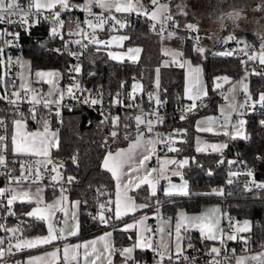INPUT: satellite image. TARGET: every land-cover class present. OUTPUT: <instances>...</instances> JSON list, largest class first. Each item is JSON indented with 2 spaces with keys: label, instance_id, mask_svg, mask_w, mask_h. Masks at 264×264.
<instances>
[{
  "label": "trees",
  "instance_id": "obj_1",
  "mask_svg": "<svg viewBox=\"0 0 264 264\" xmlns=\"http://www.w3.org/2000/svg\"><path fill=\"white\" fill-rule=\"evenodd\" d=\"M82 1L70 0V3L79 4ZM204 1L208 17L210 20L218 22L215 28L216 36L223 38L234 35L256 44L264 40V0ZM19 2L27 4L28 0H19ZM169 5L172 17L180 20L183 29L188 23L195 24V13L198 9L197 0H169ZM258 7L262 10L258 11ZM181 10L188 14L182 15ZM233 11L241 13L238 19L228 18L227 14ZM121 21H126L128 26L120 28L117 25L116 32L127 34L130 37L126 43L141 47L140 57L136 61L128 59L115 61L108 56L105 48L101 45H88L83 51H79L74 43L75 38L66 45L64 42L69 37L64 30L61 33L63 39L51 34L52 22L50 19L39 20V23L24 29L16 27L17 33H19L20 53L29 57L32 71L46 68L58 69L62 74L61 82L68 75V69L71 66L79 65L80 74L88 85L99 86L102 90L110 93L128 91L137 82L142 92L152 94L156 89L155 81L157 69H159L158 93L160 101L168 109L189 103L190 101L184 97V68L172 62L165 63L166 56L162 51V43L166 39H160L157 31H153V23L145 16L132 14H121ZM202 31L200 27L198 31L200 38ZM109 35L110 33L107 32L102 34L103 37ZM179 39L181 40L182 56L202 66L208 93L203 98L204 104L193 110L187 118L167 116L162 125V127L170 128L182 136V139L169 146L177 148L179 151L169 152L167 148L164 155L171 154L188 158L189 163L182 167V176L188 183L189 194L169 196L158 192L152 204L157 197L165 201L162 211L170 213L175 219L178 208L184 207L187 211H198L204 202L214 201L221 197V194L217 193L223 192L225 188L231 191L228 199L229 212L241 221H250V230L243 235L249 236L256 243L264 239V189L256 193L243 194L237 187V182L242 176L230 175L228 170L234 169L239 164L253 171L255 178L264 183V123H262L264 121V106L258 102L254 104V111L244 123L246 127L244 138L226 139L205 135L208 139H221L226 142L227 147L221 154L210 151L197 152L196 141L199 132L195 129V120L201 114L214 113L218 102L222 99L218 88L214 86L215 81L220 76L232 79L238 77L246 65L239 59L218 55L217 52L205 51L203 54H199L193 49L189 40ZM56 47L60 49L59 52L56 51ZM71 52H82L83 54L77 58L71 55ZM249 90L254 99L264 93V76L252 72ZM2 103L3 99H0V116L5 118L6 128H0V135L7 136L8 154L13 155L11 150L12 121L21 119L20 113L23 112L27 128L31 131L39 130L44 125L46 109L37 108L36 119L33 120L30 118L29 107L26 104L14 109L13 107L4 108ZM116 116L120 117V121L114 127L112 123L114 115L88 111L81 106L66 105L61 109L59 120L57 114L54 113L53 120L48 122L50 129L58 132V144L56 148L52 149L50 157L59 166L68 196L71 199H78L80 202V236L104 231V229L96 231V226L90 223L88 216V210L93 202V187L103 185L114 191L113 178L102 167L103 157L107 152L125 146L136 135L134 117L127 112L119 113ZM105 117L108 119L105 120ZM124 125H128V127L125 128ZM113 130L118 132L115 138L111 136ZM61 162L63 167H60ZM68 176L75 177V180L70 184L66 179ZM226 180H231V183L225 184ZM56 191V188L49 187L47 184L45 198L50 197ZM144 192L145 187L143 186L133 191V194L140 197ZM33 205L18 202L15 205V213L27 216L24 214ZM29 218L33 223L26 228V233L45 231L43 222ZM116 227L112 229H114V246L118 250L121 246L131 244L134 235L133 231L127 232L119 228L115 229ZM135 255L140 260H147L149 251L137 250ZM115 258H118L117 253Z\"/></svg>",
  "mask_w": 264,
  "mask_h": 264
},
{
  "label": "snow or ice",
  "instance_id": "obj_2",
  "mask_svg": "<svg viewBox=\"0 0 264 264\" xmlns=\"http://www.w3.org/2000/svg\"><path fill=\"white\" fill-rule=\"evenodd\" d=\"M151 4L155 6V9L152 11H148L142 4H137L136 7L133 6L132 0H86L84 4L81 5H74L70 3V0H28V3L26 5H22L19 0H0V24H20L21 26L31 27L32 24H30V18H33L34 23H39V17L40 14L47 10L51 12V22L53 24L51 28V32L53 36H60L61 39H63V35L61 32H58L57 26L60 29L64 28V20L61 19V12L62 11H70L73 9H80L81 11H85L88 13L89 17H92V19L86 18L83 21V25L86 26L87 29H91V31H86L85 27L81 25V22L75 21V31L72 29H69L68 34L69 35H76V36H83L85 38H88L90 40V43L95 45H110L113 40L122 42L125 40L130 39V37L123 35V36H114L112 37V40H100L97 38V30H104V26L106 24H109L111 21L112 23L109 25L113 29H115L116 25H119L120 28L127 27V22H122L121 20L117 19L115 15L112 14L113 10L116 13H131L136 12L137 15H145L150 16V18L153 21L161 20V33L164 32L163 23L167 21L172 22L173 28H179V23L174 20L172 15L169 14V6L167 4H160L159 0H150ZM57 6L61 9V11H52L53 9H56ZM93 8H99L101 12L99 14L93 12ZM257 10H262L261 8H257ZM105 13H108V15H105ZM182 15H187L188 13L181 10ZM241 13L239 11H233L227 14L228 18L230 19H238L240 17ZM45 20H49L48 16H44ZM185 27L193 32H198L199 28L196 24L188 23L185 25ZM153 31L156 29V25H152ZM3 35H12L14 37H18L19 33H9L6 30L3 33H0V37ZM177 35L176 32L171 31L168 33V38H173ZM197 41V45L199 42V37H195ZM237 38L233 35H230L226 38V41L236 40ZM10 43V41L6 42ZM75 44L81 45L82 48H87L86 44H82L81 40L77 39L74 41ZM238 44H243V48L240 49L241 52H244L245 55L248 56V60L257 61L260 65H264V42L261 43L259 53H256L255 51L249 53L245 51L246 49L253 48L254 46L249 45L246 41L237 40ZM4 51L3 48H0V54H2ZM57 52L60 51V49H56ZM141 51L139 48H129L127 52L129 53L128 59L129 60H135L136 54H138ZM195 51L199 54H203L205 52V49L203 47L197 46L195 48ZM73 56L79 57V55H82L83 53H77V52H71L70 53ZM168 54V53H165ZM218 55H233V52H222L217 53ZM108 55L115 60H122L124 57L120 54L109 52ZM175 56H182L183 54L180 52L174 53ZM180 67H184L185 63L188 67L189 72V86L187 89V98L189 100H192L193 103L187 111L191 112L195 107L196 103L195 101L197 99L201 98V90L199 87H197L199 83V73L201 69L199 67H193L190 61H186L185 63H180L179 61H176ZM246 63V62H244ZM75 72H79L80 66L77 65L73 69ZM256 75L264 76V73L254 72ZM60 74L58 72H52V71H37L35 73V76L49 84L53 85V77H57ZM227 80V77L224 78ZM217 87H220L219 84L216 85ZM77 90L80 89V85L77 83L75 85ZM140 85L135 84L133 85V92L136 91L137 88H139ZM156 87L159 88V69H157V79H156ZM13 88H15V85H13ZM21 90L25 93L24 96L21 95ZM83 91V90H82ZM243 91L245 93L248 92V86L247 84L243 85ZM5 92H7V87L5 88ZM31 92L32 95L29 98L28 93ZM67 92L69 95L73 96L75 98V95L72 91V86H69L67 88ZM59 99L56 101H51L47 98L40 97L38 98V92L37 90L30 87L28 83H21L19 85V90L12 91L11 95L15 97V99H10L9 103L16 105L18 101L27 100V102L31 105L29 108L30 118L35 120L36 119V110L35 106L39 104H43L45 108H48L49 105L53 102L59 106L60 100L63 99V91L57 92ZM47 97H51L53 95V89H50L49 92L46 94ZM100 98L98 99H91L90 103L92 105L99 104L102 102V96L103 93L99 94ZM151 98V94H149ZM203 96H207V92H203ZM6 98L5 96H0V99ZM129 99L134 100V95H130ZM227 99V97H225ZM251 100L250 94L246 97L244 104L241 105V107H244L245 105L249 104V101ZM85 103H88V100L84 101ZM156 104L159 105L161 103L159 96L156 97ZM116 104L122 103L119 100V93H117V99L115 100ZM258 103L261 104V106H264V93H261L259 95ZM134 105H128V107H133ZM254 107V104L252 105ZM234 107V106H233ZM57 115L59 113L57 112ZM21 119H14L12 121L15 132L11 137V150L13 156L17 155H23V156H33V157H42L44 159L36 160L33 165H29L27 168L25 167V164L21 163V175L18 177H12L9 174V185L12 183L16 184H23L25 182H30V184H38L41 177V169L40 165L46 166L48 164H52V160L50 157V148L57 146V141L54 139L56 136L55 132L49 131V125L47 121H44L43 131H36V132H28L23 131V129L26 128V120L24 119V113H20ZM184 116H181V119H184ZM108 117H105V120H107ZM211 119V118H209ZM134 120L136 122L137 128H139V125L144 123V121L141 119L140 115H137L134 117ZM120 117L115 116L112 118L113 126H117L119 124ZM264 123V121H262ZM148 127L147 131L152 132V121L149 120L147 122ZM238 128L236 131L234 139L236 137H241V132L239 129L243 128L244 121L240 120L237 122ZM4 121L0 120V127H4ZM125 128L128 127V125H124ZM236 127V125H234ZM200 131L205 132H211V127L206 128H200L198 129ZM227 135V133H224ZM118 132L113 130L111 132V136L113 138L117 137ZM159 135V134H157ZM7 136L6 135H0V166L7 167V157L4 154L8 150V144L6 143ZM157 143H175V141L169 137L168 141H164L161 139L157 140H144L143 133L138 132L137 138L135 141H133L129 148L127 150H120L119 152L113 154L111 152H108L106 157L103 160V167L106 169L109 173H111L112 177L116 180V199L115 201H108L107 203L115 204V217L120 218L123 215H127L130 212H135L137 209H144L148 208V204H139L137 205L134 201V199L128 195V192L134 187L139 188L142 184L150 185L152 189V195L156 194V184L158 183V178H150L152 176V173H156V168L146 169V162L151 160L153 155H155L156 152V144ZM221 147H227V145H212L213 150L219 151ZM143 149L142 153L138 156L137 150ZM169 152H176L179 151V149L174 147H168ZM197 151H203L201 148H197ZM75 160V158H73ZM158 162L161 164V168L159 170L158 176L163 175L165 171L166 165L170 164H178V166L183 167L184 165H187L189 161L187 159H184L182 161H176V160H164L160 161L159 157H157ZM222 162V161H221ZM230 163H232L230 161ZM60 167H63V163L61 162ZM143 170V174L142 173ZM51 171L56 172L57 174L52 176L51 179L53 181H56L60 177V173L57 171V167L53 166ZM27 173V174H25ZM178 174V173H177ZM235 175V173H233ZM248 175L251 176L252 172L249 171ZM67 182L70 184L75 180V177L68 176ZM124 183L123 191H121V183ZM231 183V180L228 181ZM258 188H264V184H258L256 185ZM175 190V194L177 195H188L187 190V184L184 185H170V188L166 194L171 195L173 194L172 190ZM251 190V189H249ZM43 189L41 187H36L35 192L32 191L31 187L25 189V190H17V188H13L11 186L8 187H0V205H3V207L7 210L8 215H15L16 213L12 210V205L16 202L21 203H28V204H35L36 206L33 207L30 211L25 213L24 215H27L28 217L34 218L39 221H46L47 222V234L46 235H37L34 238H21L23 236V231L19 227L14 228H6L3 223H0V229H4L7 232L12 233V237L8 238V254L12 255L14 254L12 252V248L15 247L17 251H23L26 249H32L41 247L43 245H51L54 242L62 239H66L67 237L64 234V228L59 227L60 224L59 221L56 222V224L53 223V217L57 211H61L64 213L65 216H67V211L65 208L61 207L62 202L67 200V196L64 195L65 189L61 188V196L59 199L54 201L53 203H47L45 204L43 202V198L41 196V192ZM213 192L215 193L216 190L214 189ZM222 195V191L217 193ZM76 205H79V201L74 202ZM43 206L41 207L40 205ZM101 209H105V204L100 205ZM109 211L111 209H108ZM213 213L219 212V209H213ZM147 219V217H143L138 223H143V221ZM180 219L186 225L187 229H196L200 232L201 237L205 238L210 241H220L223 246L226 247V244L224 242V233L223 230L219 227L220 221L218 218H214L212 215L205 213L202 215H195V216H188L185 213H180ZM99 221L101 223L107 224V220L105 219V216L103 213L99 216ZM64 224H67V221L64 220ZM248 221H244L245 227L238 228L236 231L238 232H246L249 229L246 227L248 225ZM133 224H128L126 228L124 229L127 231L128 229L133 228ZM181 227L182 223H177L175 226V232H176V255H182V249H181ZM231 227V222H230ZM77 229L71 230L68 232V235L75 236L77 235ZM150 231V229L148 230ZM163 231V229H161ZM20 232L21 236H17L16 233ZM112 235L111 232L105 233L103 236H101L99 239L101 241L105 240V237H110ZM15 239V244L13 245L11 243V240ZM237 239V236L234 234H228L227 240L228 241H234ZM242 240H245V238L241 237ZM246 242V240H245ZM5 244V238H0V258H3L5 255V249L2 247ZM97 241L92 240L89 242H85L83 244H75V245H69L65 244L63 246V255L60 256L61 248L56 247L53 251L48 252L45 254V256H36V257H30L26 264H43L46 258H50L52 261H55L56 264H59L60 259L62 258L65 264H97V261H101L102 258L106 260V264H112V251L110 249V245L108 243H104L102 248H97ZM152 248L151 241H145L143 239V234H141V241L140 243L134 245L133 247L124 248L120 250L121 256L125 259V264H127V261L131 260L133 264H137L135 261V258L133 256L134 248ZM188 248L193 247L190 239L189 243L187 245ZM156 251L155 249H153ZM221 252V249L219 247H212L210 249L209 255L215 254V256H219ZM235 250H233V253ZM105 253H108L107 256H105ZM158 261L157 264H163V261L165 259V253L159 252L158 253ZM173 255L172 253H169L167 255L168 260H172ZM185 260H188L189 258L185 255L183 257ZM252 260L256 261V264H264V252L259 253L258 255L252 256ZM17 264H21L20 261H17ZM194 264V261L192 262ZM212 264H219V261L213 260ZM236 264H245V258L239 257L236 260Z\"/></svg>",
  "mask_w": 264,
  "mask_h": 264
},
{
  "label": "built area",
  "instance_id": "obj_3",
  "mask_svg": "<svg viewBox=\"0 0 264 264\" xmlns=\"http://www.w3.org/2000/svg\"><path fill=\"white\" fill-rule=\"evenodd\" d=\"M149 1V0H144ZM22 5H26L22 2H20ZM83 3L74 4V5H81ZM52 11H61L59 6H57L56 9H53ZM93 12L99 14L101 10H93ZM117 17V19L121 20V14H132L134 16H138L136 13H112ZM105 15H108V13H105ZM44 16H48L51 20V12L50 11H43L40 14L39 20L44 19ZM92 19V17L88 16V13L85 11H81L80 9L76 8L70 11H62L61 12V19L64 20V28L60 29L57 26L58 32H65V34L69 37L65 40V44L68 45L71 43L72 39H79L81 40L82 44L88 45H95L90 43V40L88 38H85L83 36H76V35H69V29H72L75 31V21L81 22V25H83V21L86 19ZM175 21L179 23V28H173L172 22L167 21L163 23L164 32L161 33V20L158 22H155L153 24L156 25V31L159 35L160 39H166L168 38V33L171 31H174L177 33L175 37L182 38L185 40H189L192 43L193 49L197 46L203 47L205 51H211V52H233V55L227 56L231 59H239L241 60L245 65V69L242 73L238 75V79L242 81H248L250 77V73L252 72H259L264 73V66L260 65L258 60L252 61L248 60V56L244 54V52H241L240 49L243 48V44H238L237 40L246 41L242 38H239L235 36L236 40L226 41V37L220 38L218 42H215L213 44H207L202 41V39L198 36V32H191L188 31L187 28H184L181 26V22L179 19L174 18ZM112 22L110 21L109 24H106L104 26V30H97V38L102 40L106 37H103L102 34L104 32L115 33L116 27L113 29L109 25ZM30 24L34 25L33 18H30ZM7 28V32L9 33H17L16 27H20L22 29L28 28L26 26H21L20 24H4ZM53 24L51 25L52 28ZM86 31H91V29H87ZM199 37V42L197 45V41L195 37ZM230 36V35H229ZM234 36V35H233ZM7 40L6 42L10 41V43H4V51L6 53V76H5V87L3 89V96L6 98L3 99L2 106L4 108L13 107L14 109H18L21 105L26 104L29 108L31 105L27 102V100L18 101L16 105L10 104V99H15L11 95L12 91L19 90L18 83H17V69H18V54L20 53V44L18 43V37H14L12 35H6ZM174 38V37H173ZM249 45L254 46L253 48L246 49L245 51L251 53L255 51L256 53H259L261 44H256L253 42L246 41ZM126 49H129L132 47L130 43H126L124 46ZM76 48L79 51H83L85 48H82L81 45L76 44ZM55 49H58L57 47ZM79 53V52H77ZM80 56V55H79ZM78 58V57H77ZM74 66H71L68 69V75L66 78L61 82V90L63 91V99L60 100L59 106L55 102L51 103L48 108H45L43 104H39L35 106V110L39 107H42L45 110L44 112V120L47 122H51L54 118V113L57 115V119L59 120L61 118V109L62 107L69 105V106H81L85 108L88 111L92 112H98L100 114L104 115H118L122 112L129 113L132 117H135L137 115H140L141 117H146L147 119L154 122L156 125L153 129V133L156 136L157 139H161L164 141H168L169 137H171L174 141H178L182 139V136L175 133L170 128H164L162 127L163 121L167 116L172 117H178L181 119V116H184L187 118L189 114L195 110L196 108L202 106L204 104V100H197L195 101L196 107L191 111H187L189 106L192 105V103H186L185 105H181L179 107H176L174 109H168L165 104L162 102L157 105L156 100L153 97V94H151V98L149 96L150 93H144L141 90H137L133 92L130 90L120 91L119 93V100L122 102L120 104H116L115 100L117 99V93H110L102 90L99 86H90L88 85L82 75L79 72H75L73 69ZM80 85L81 90H77L75 87L76 84ZM13 85H15V88H13ZM69 86H72V91L75 95V98L73 96L69 95L67 92V88ZM7 87V92H5V88ZM35 90L38 92V98L44 97L49 99L45 92L44 86H35ZM83 90V91H82ZM59 90H57L53 94L54 101L59 99V96L57 94ZM103 93L102 96V102L99 104L92 105L90 103L91 99H98L100 98L99 94ZM21 95L24 96L25 93L21 91ZM30 98V94H27ZM130 95H134L135 99H129ZM222 96V95H221ZM248 95L245 94L243 90H239L237 94V105L242 102L244 104V101ZM50 100V99H49ZM88 100V103H85L84 101ZM134 105L133 107H128V105ZM254 111V107L249 101L248 105H245L244 107H241L239 105L238 108H236L235 114L232 116L231 120H234L236 118H240L241 120H246L251 113ZM0 120L4 121V127H0L1 129L6 128V120L4 117L0 116ZM221 122L225 120L223 116H220ZM159 134V135H157ZM170 146L169 143H158V152L157 154H164L167 151V148ZM7 157V167L0 166V187H14L17 185H26L30 184V182H25L23 184H16L12 183L9 185V174L12 177H18L21 175V163L23 162L25 164V167L27 168L29 165H33L36 160H39L38 157L33 156H13L8 154V150L4 153ZM52 160V164H48L49 166H52L54 163V160L50 157ZM41 168V166H40ZM251 171L248 168L242 167L239 164L235 166L234 169L228 170V173L230 175H239L242 176L240 180L237 182V187L239 188L240 192L243 194H251L256 193L259 191H262L264 188H258L256 185L258 184H264L262 181H259L255 178V173L253 171L252 175L249 176L248 172ZM27 174V173H25ZM229 180H226L225 184H229ZM251 189V190H249ZM93 202L88 210V216L90 219V223L94 224L96 226V231L99 230H105V229H112L116 227L120 220L116 219L113 215V209L112 204L107 203L108 201L113 200L114 191L111 188L104 187L103 185L100 186H94L93 187ZM231 195L230 190L223 189L221 197L217 198V201L221 203L223 214H222V223H221V229L224 233V242L226 244V247L221 244L220 241H210L205 238H202L197 232L195 231H186V237L184 244L182 246V255H176V252L172 253L173 258L172 260L167 259V255H165V259L163 261V264H192L194 261V264H212L213 260L219 261V264H236V260L240 255H248L250 253H254L257 251H264V239L260 240L258 242H254L249 236L244 235L243 238L245 240H242L241 237H237L234 241H228L226 234L228 232H234L235 226H238L240 221L238 218L234 217L229 212V203L228 199ZM18 202L14 203L12 205V210L15 212V205ZM165 203V201H162L160 198H156L154 203L148 208V211L153 214L152 218L149 221V237L148 240L151 241L152 248L149 250V256L147 260H140L135 255L134 251V258L137 264H157L158 261V253L163 252L162 248L160 246L159 241V235L161 232V229L163 228L166 232L171 233L172 232V215L167 212L162 211V205ZM105 204V209H101L100 205ZM108 209H111L110 211ZM103 213L105 216V219L107 220V224L101 223L99 221L100 214ZM161 220L167 221V225H164V227L161 226ZM231 222V227H230ZM0 223H3L6 228H14L19 227L23 231V236L21 238H24L26 235V228L30 227L32 225V220L27 216H20V215H8L7 210L3 207V205H0ZM17 236H21L20 232L16 233ZM12 237V233L5 231L4 229H0V238H5V244L2 246L5 249V255L3 258H0V264H17V261H20L21 264L23 263L22 258V252L17 251L15 247L12 248V252L14 254L9 255L7 248H8V238ZM189 239L193 245V247L188 248L187 245L189 243ZM15 239L11 240V243L15 244ZM130 244L121 246L119 249L122 250L124 248H129ZM219 247L221 249L220 255L215 256V254L209 255L210 249L212 247ZM155 249L156 251H154ZM233 250L235 252L233 253ZM187 256L189 259L185 260L183 257ZM245 264H256L251 261H247Z\"/></svg>",
  "mask_w": 264,
  "mask_h": 264
},
{
  "label": "rangeland",
  "instance_id": "obj_4",
  "mask_svg": "<svg viewBox=\"0 0 264 264\" xmlns=\"http://www.w3.org/2000/svg\"><path fill=\"white\" fill-rule=\"evenodd\" d=\"M197 2H198V9L195 13L196 24L199 27L203 28L204 31L207 28V27H205V25L208 26L210 29L216 28V26L218 25V22L212 21L208 17L207 6H206L205 1L204 0H197ZM5 30L7 31L6 26L5 25L2 26V24H0V33H3ZM6 40H7L6 35H3L2 37H0V48L4 49V47H5L4 43L6 42ZM166 40H167V38H166ZM166 40H164L162 43V51H163L164 55L166 56L165 63L172 62L175 65H178V63H176V61H179L180 63H185L186 61L191 60V59L189 60L188 58H184L183 56H175L174 53H176V52L182 53L180 46H177L176 44L171 43L170 41H168V40L166 41ZM165 53H168V54H165ZM194 67H199L201 69L200 73L198 74L199 75V83L197 85V87H199L201 90V98L197 99V100H203V98L206 97V96H203V92L206 91L208 93V90H207V85H206L205 80H204L202 66L199 63H197V64L194 63ZM183 68L185 70L188 69L186 63H185V66ZM37 71L58 72L60 75L57 77H53V83H54L55 87L53 88V85H49V84L39 80L35 76V73ZM186 74H187V71H186ZM5 76H6V53H5V51H3V53L0 54V96H3V89L5 87ZM17 77H18V87L21 83H28L30 85V87L33 89L35 86H43L44 85L45 86V89H44L45 94H47L50 89H53V94L57 90L60 91L62 89L61 88L62 74L58 69L46 68V69H37V70L32 71L31 62H30L29 57L23 55L22 53L18 54ZM135 84H138V83L136 82V83H134V85ZM155 85H156V81H155ZM188 86L189 85L185 82L184 93L186 95H187ZM238 87H239V85H238L237 81L230 82L226 86V88L223 89L224 97L222 96V99L218 102L216 110L214 111V113H212V114H201L196 118L194 126H195V129L199 132L197 135L196 148H201V149L206 150V151L209 150V151L221 154L225 147H221L219 149V151H215V150H213L212 145H217V146L225 145L226 142L224 140H221V139H208V138H206L205 135L207 134V135H211V136H216L218 138L222 137V138H226V139H228V138L234 139L233 137L235 136L237 128H238L237 122L240 121L241 119L236 118L234 120H231V118L235 114L236 108H238L239 105L241 106L243 104L242 102H240V104L237 105V95L236 94H237ZM131 90L133 91V86H132ZM137 90H141L140 87L137 88L136 91ZM29 94L31 97L32 93L29 92ZM152 94H153L154 99L156 100V97L159 96L157 87L153 91ZM245 94L249 95L250 93L248 91ZM259 95L257 96L256 99H252L251 101L253 103H257L259 100ZM225 97H227V99H225ZM48 98L51 101H54L53 95L51 97H48ZM159 99H160V97H159ZM220 116H223L225 118V120L223 122H221ZM209 118H211V119H209ZM141 119L144 121V123L140 124L139 128H137V125H136L135 133H138V132L143 133L144 130L147 133H150L147 131V127H148L147 122L149 121V119H147L146 117H141ZM155 125L156 124L154 122H152V129H154ZM234 125H236V127H234ZM43 126L40 130H43ZM206 127H211L212 131L211 132H205V131L198 130L200 128H206ZM49 129H50V126H49ZM239 130L241 132V136L244 138L246 135L245 124L243 125V128L239 129ZM152 132H153V130H152ZM224 133H227V135H225ZM236 138H241V137H236ZM40 166H41L40 169H41V177L42 178L40 179L38 184L17 185V186H14L13 188H17V190H25V189L31 187L32 191L35 192L36 187L39 186L43 189V191L41 192V196H42L43 202L45 204L53 203L54 201L59 199L61 196L60 189L61 188L65 189L64 195L67 196V200L62 202L61 207L66 209L67 216H65L63 212L57 211L53 217V223L56 224L57 221L60 222V224L58 226L64 228V234L67 237L66 239L71 238V237L74 238L76 235L70 236V235H68V232L71 230L77 229V226H78L77 233L79 231V223H78L79 205H76L74 203L75 201H79V200L78 199H71L68 196V194L66 192L65 185H64V179H63V176H62L60 169L58 168L59 167L58 165H56V164H53L52 166L47 165L46 169H45V166H43V165H40ZM53 166H56L57 171L60 173V177L56 181H53L51 179L52 176L57 174L56 172L51 171ZM160 176L162 179H168V177H170L168 175V173H166V174L164 173L163 175H160ZM47 184L49 185V187L57 189V193L52 195L50 198H45V195H44V191L46 189ZM35 206L36 205L34 204L30 209H28V211H30ZM40 206L42 207L43 204ZM213 209H219V212L213 213L212 212ZM181 212L185 213L188 216L202 215V214L208 213V214L212 215L214 218H218L220 221L219 225H221L223 210H222L221 203L219 201H217V202H206L204 204V206L202 207V209L198 210V211H187L184 207L178 208L176 213H175L174 223L172 222V224H173L172 233H173V249H174V251L176 250L175 226L177 223H182V227H181V248H182V237H183L184 232H186V231H198L196 229H187L186 230V225H184V223L180 219V213ZM64 220L67 221V224L63 223ZM244 221L249 222L246 227L250 230V221L249 220H242V221H240L238 226H235L234 232H228L226 234V237L228 234L235 233L236 229L245 227ZM164 222H165V225H167L166 223H168V222L165 220H164ZM45 224H46V229H47V222L46 221H45ZM126 226L127 225L125 224L123 227L126 228ZM248 231L238 232V233L240 234L241 237H243L244 236L243 234L247 233ZM28 237H30V235ZM69 240H71V239H69ZM69 240H67V242H70L69 245L79 244V241H69ZM170 240H171L170 235H167V234H162L161 236L159 235V241L161 243V248H163V250L165 251L164 252L165 255L169 254V253H166V251H168L170 249Z\"/></svg>",
  "mask_w": 264,
  "mask_h": 264
},
{
  "label": "crops",
  "instance_id": "obj_5",
  "mask_svg": "<svg viewBox=\"0 0 264 264\" xmlns=\"http://www.w3.org/2000/svg\"><path fill=\"white\" fill-rule=\"evenodd\" d=\"M85 2H86V0H83L82 1L83 4ZM132 3H133V6L134 7H136L137 4H142L149 12L155 9V6H153L151 4L150 0L149 1L132 0ZM159 3L160 4H167L169 6V10H170L169 0H159ZM93 10H100V9L99 8H93ZM112 13H116V12L113 10ZM131 13H136V12L134 11V12H131ZM117 14H120V13H117ZM169 14L171 15V11L169 12ZM142 16H145V15H142ZM145 17L148 20H150L152 23H155V22L160 21V20L153 21L150 18V16H145ZM195 24H196V22H195ZM205 27H207L205 29V31L202 28V30H203V32L201 33V39H202V41L204 43H208V44H213L215 42H218L220 40L221 36H216V34H215V28L210 29L206 25H205ZM123 35L128 36L127 34H124V33L115 32V33H111L109 36H107L106 38H104L102 40H105V41L112 40V37H114V36H123ZM167 40L170 41L171 43L176 44L177 46H180L181 45V40L178 37L170 38V39H167ZM126 41L127 40L122 41V42H118V41L113 40L110 45H107V46L101 45V46H103L105 48V51L107 52V54L109 52L117 53V54H120V55H122L124 57L122 60H125V59H128L127 57L129 55V53L127 52L128 49H126L124 47L125 44H126ZM262 42H264V40H262L259 44H261ZM131 48H139V49H141L140 46H135V45H132ZM140 54H141V51L138 54H136V59L134 61H136V60L139 59ZM113 60H115V59H113ZM122 60H115V61H122ZM191 63H192V66L194 67V63L192 61H191ZM186 71H187V74H186ZM184 72H185V82L189 85V72H188V69L187 70L184 69ZM225 77H227V76H220L215 81V83H214V86L216 88H218V90H219V94L222 95L223 97H224V93H223L224 91H223V89H225L226 86L230 82H232V81H237L238 82V85L240 87V88L238 87V89H237V94H238V91L239 90H243V85L244 84H247L248 91L250 93V90H249L250 77H249V80L248 81L239 80L237 77L236 78H233V79L227 77V80H225L224 79ZM217 84H219L220 87H217L216 86ZM184 90H185V87H184ZM250 96H251V100L254 99L252 97L251 93H250ZM184 97H185V99L189 100L187 98V95L185 93H184ZM251 100H250V103L252 105L255 104ZM189 101H190V103H193L192 100H189ZM23 131H28V132L41 131L42 132L43 130H40L39 129V130L31 131L26 126V128L23 129ZM49 131L56 133V136L54 137V139L57 141V144H58V132L56 130H54V129H49ZM14 132H15V127L13 125L12 135L14 134ZM143 137H144V140H149V139L157 140L156 136L152 132L147 133L145 130L143 131ZM136 138H137V133H136L135 137L133 139H131L125 146L120 147V148H117L116 150L110 151V152L113 153V154H115V153L119 152L122 149L123 150H127L129 148L130 144L133 141H135ZM56 147L50 148V154H51L52 149H54ZM142 151H143L142 148L141 149H138L137 150V155L139 156L142 153ZM196 151H197V148H196ZM157 152H158V143L156 144V152H155V155H153V157H152L151 160H149V161L146 162V169H151V168H156L157 169V172L156 173H152V176L150 177V178H158V183L156 184V194L155 195H152V189H151V186L150 185L142 184L140 187H143L144 186L145 187V192L140 197H136L133 194V191L137 190L138 188H134L133 187L128 192V195L131 196L134 199V201H135V203L137 205H139V204H145L146 203L150 207L151 204H152L153 199L156 197V195L158 194V192H160L162 195H168L166 193L168 192V190L170 188V185H173L174 184V185H178L179 186V185H184L186 183L187 184V188H188V183L184 179V177L182 176V167L178 166V164H170V165L164 166L165 167L164 173L165 174L168 173V175L170 176V177H168V179H162L160 175L158 176L159 170L161 168V164L158 162L157 157H159L160 161H164V160H176L178 162L179 161H182L184 159H187L188 160V158L187 157H177L176 155H171V154H168V155L160 154V155H158ZM197 152H209V150H207V151L206 150H203V151H197ZM210 152H212V151H210ZM107 153L104 155L103 160L106 157ZM38 158H39V160L40 159H44L42 157H38ZM103 160H102V167H103ZM141 174H143V170H142V173ZM112 178H113V182H114V185H113L114 186V195H113V200L112 201L114 202L115 199H116V180H115L114 177H112ZM123 187H124V183H123V180H122V183H121V191H123ZM172 191H173V194H171L169 196L177 195V194H175V190L174 189ZM56 193H57V191L54 194H56ZM44 195H45V191H44ZM51 196L52 195H50V197ZM50 197H48V198H50ZM207 202H217V200L207 201ZM205 203L206 202H204L203 204H201L199 210L202 209V207L204 206ZM148 208L137 209L135 212H130L127 215H123L120 218H116L115 217V204L112 203L113 215H114V217L116 219L120 220L119 224L117 225V227L115 229L119 228V229L124 230L125 228L123 226L125 224L126 225H128V224H133L134 225L133 228L127 230V232L133 231V235H134V240L129 245L130 247H133L134 245L140 243V241H141V234H143V239L145 241H148V237H149V231H148L149 230V225L148 224H149L150 219L153 216V214L148 211ZM143 217H147V219H145L142 224L141 223H138V221H140ZM78 219H79V214H78ZM174 220L175 219H173V221H172L173 223H174ZM41 222H43L45 224V221H41ZM78 223H79V220H78ZM221 223H222V221H221ZM164 225H165L164 220H161V226L164 227ZM172 227H173V224H172ZM219 227L221 228V225H219ZM79 230H80V224H79ZM113 231H114V229H105L104 231H101V232L99 231V232H95V233H89V234H87L85 236H80L79 235V231H78L77 235L74 238L71 237V238H68V239H62V240H58V241L54 242L51 245H43L41 247L23 250V251H21L22 252V258H23V263L22 264H26V261L30 257L45 256L46 253L53 251L56 247L61 248L60 256L62 257V255H63V252H62L63 246L65 244H67V243L68 244L70 243V242H67V240H69V239H71L69 241H79V244H83L85 242H89V241H92V240H96L97 241V245H96L97 248H102V246H103L104 243H108L110 245V249L112 251V256H111L112 264H125V259H124L123 256H121L120 249H118V250L115 249V246H114V238H113ZM107 232H111L112 235L110 237H105V240L104 241H101L99 238L101 236H103ZM195 232H197L201 236V234H200L199 231H195ZM46 234H47V229H46V224H45V231L44 232H41V233L27 232L24 238H27L29 235H30V237H28V238H34L37 235H46ZM162 234H167V235H170V237H171V240H170V249L168 251H166V253H174V252H176L173 249V233L172 232L171 233H168V232H166L163 229V231L160 232V236ZM233 234L236 235L239 238L241 237L240 234L238 233V231H235V233H233ZM185 237H186V234L184 232L183 237H182V246L184 244ZM160 246H161V243H160ZM137 250H143V251L148 250L149 251L150 248H143V249H141V248L135 247L134 248V251H137ZM134 251H133V256H134ZM162 251L165 252L163 250V248H162ZM261 252H264V251H257V252H254V253H250L248 255H240V257H244L245 258V263L247 261H251L253 263H256V261L252 260L251 257L252 256H255V255H258ZM116 253L118 255V258H115ZM107 255H108V253H105V256H107ZM43 264H56V262L55 261H52L50 258H46L45 261L43 262ZM59 264H65V262L63 261L62 258L60 259ZM97 264H106V260H104L102 258L101 261H97ZM127 264H133V262L131 260H129V261H127Z\"/></svg>",
  "mask_w": 264,
  "mask_h": 264
},
{
  "label": "water",
  "instance_id": "obj_6",
  "mask_svg": "<svg viewBox=\"0 0 264 264\" xmlns=\"http://www.w3.org/2000/svg\"><path fill=\"white\" fill-rule=\"evenodd\" d=\"M51 34H52V32H51ZM242 120H243V121H244V123H245V121H246V120H244V119H242Z\"/></svg>",
  "mask_w": 264,
  "mask_h": 264
}]
</instances>
